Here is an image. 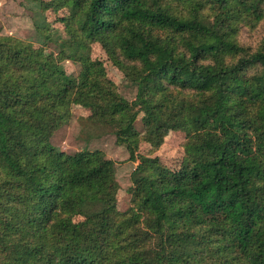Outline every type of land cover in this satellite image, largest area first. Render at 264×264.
Returning <instances> with one entry per match:
<instances>
[{"label": "trees", "instance_id": "1", "mask_svg": "<svg viewBox=\"0 0 264 264\" xmlns=\"http://www.w3.org/2000/svg\"><path fill=\"white\" fill-rule=\"evenodd\" d=\"M32 2L68 41L54 55L0 33V264H264V37L240 38L264 0ZM75 95L138 163L125 212L116 161L51 142ZM165 129L185 134L176 169L140 152Z\"/></svg>", "mask_w": 264, "mask_h": 264}, {"label": "rangeland", "instance_id": "2", "mask_svg": "<svg viewBox=\"0 0 264 264\" xmlns=\"http://www.w3.org/2000/svg\"><path fill=\"white\" fill-rule=\"evenodd\" d=\"M45 16L38 5L32 0H0V33L11 35L34 44L35 47H43L48 53L57 55L61 48L67 45L68 37L63 33L62 27L55 21V16L47 13ZM48 22L52 23L51 38L45 40L37 27H43ZM264 37V22L254 31L244 29L241 33V41L244 44L256 45ZM91 57L105 63L109 77L116 82L120 94L126 99L134 100L137 92L136 86L126 79L124 75L108 60L107 54L100 44H94ZM66 72L69 75L78 76L81 67L70 60L63 61ZM72 118L68 125L60 128L54 134L51 142L60 150L75 154L81 150H100L108 159L114 160L116 166V178L120 185L117 195V206L120 212H125L131 205L129 189L132 187L131 176L138 163L129 160V152L125 145L117 143L115 135L99 125H87L85 122L90 115V110L85 107L78 95L73 98L70 109ZM136 127L143 130V123L139 118ZM185 134L165 129L162 132V146L153 151L151 146L143 143L140 147L142 154L158 156L162 163L176 169L181 163L184 151L183 143Z\"/></svg>", "mask_w": 264, "mask_h": 264}]
</instances>
